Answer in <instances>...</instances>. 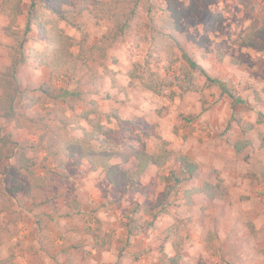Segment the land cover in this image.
I'll return each mask as SVG.
<instances>
[{"label":"rangeland","instance_id":"obj_1","mask_svg":"<svg viewBox=\"0 0 264 264\" xmlns=\"http://www.w3.org/2000/svg\"><path fill=\"white\" fill-rule=\"evenodd\" d=\"M99 1L110 19L84 12L79 28L59 24L78 43L71 49L75 56L85 39L83 54L89 58L88 66L80 62L69 76L40 66L35 52L49 44L36 27L27 35L26 62L18 69L22 94L10 114L0 112V264H168L178 252V264H264V123H257L254 111L264 113V37L252 36L254 47L244 43L247 30L262 25L264 0ZM11 5L0 0V71L11 65L8 48L24 35L32 0H20L14 24L4 10ZM170 7L181 12L182 48H174L172 64L165 51L152 54L150 37L151 28L166 23ZM118 13V25L126 17L130 29L115 41L102 40L114 24L111 15ZM145 61L172 80L183 67L194 70L203 88L205 71L244 102L234 104L217 86L181 94L176 82L157 95L139 79L130 80V72ZM88 100L96 102L122 147L144 145L150 154L165 147L198 165L199 176L171 189L168 211L158 214L154 228L128 238V247L126 216L135 204L154 202L171 187L165 177L177 163L174 156L164 168L149 167L127 190H117L84 161L63 158L57 165L44 149L46 135L79 136L81 129L64 130L55 110L74 119L88 109ZM242 125L252 129L245 133ZM239 141L250 142L242 153L235 148ZM218 180L227 194L211 200L201 190ZM172 228L180 233L167 240ZM109 238L111 248H101Z\"/></svg>","mask_w":264,"mask_h":264},{"label":"trees","instance_id":"obj_2","mask_svg":"<svg viewBox=\"0 0 264 264\" xmlns=\"http://www.w3.org/2000/svg\"><path fill=\"white\" fill-rule=\"evenodd\" d=\"M5 2L12 3L8 8L4 6V10L7 12V16L11 18V24H14L22 12L20 0H5ZM100 5H103V2L99 0H84L80 4H76L74 0H32V5L27 16L26 28L23 32L24 35H20V37L14 35L16 36V46H10L8 48L11 65L4 71H0V88L2 89L0 112L3 115L10 114L9 111H12L16 98L22 94L19 87L18 69L23 62H26L24 45L28 41L27 35L33 31V28L36 27L49 44V47L45 51L35 52V60L38 61L40 66H46L53 70L51 71L52 73L57 72V74L63 77L69 76L71 72L77 69L80 62L84 66H88L86 61L89 58L83 54L85 39L83 40L84 43L81 44L79 55L75 56L71 52V49L77 46L78 43L71 37L66 36L64 30L59 27V24L60 22H65L67 26L79 28L78 16L84 12L90 13L98 20L100 18L108 19L110 17L109 10L106 6V8H103ZM166 13V23L164 22L158 25L160 27L159 29L156 27L151 28L150 37L153 47L152 54L165 51L172 64L175 62L174 48H182L177 37L180 28L181 12L175 7H170ZM118 17L119 13L111 15L114 24L108 33L102 37V40L115 41L117 34L130 29V20L125 17V20L121 21L118 25ZM252 36L256 38L264 37V20L262 25H254L247 30L244 37V43L247 46H255V43L252 41ZM101 42L102 45L99 43L98 49L103 52L105 48L103 41ZM152 54L149 56H153ZM149 64L146 61L143 67L141 63L138 64L135 70L130 72V80L134 81L135 79H139L147 90L157 95H161L165 88L176 86V83L182 92L181 94L201 92L205 87L211 88L217 86L221 88L223 93H226L233 99L234 104L244 102V100L241 101L237 97L234 89H226L225 86H220L218 81L205 71H201V74L206 79L205 87L203 88L199 84L194 70L183 67L180 75L177 77L174 76L175 80H172L169 77V79L162 77V74L159 72L152 71ZM41 90L46 95H52L50 87L42 86ZM55 111V116L59 124H62L61 126L64 130H67L69 125H75L74 128L77 126L81 129V133L79 136H75L74 134L68 135L69 132L65 135L58 133L57 136L55 135L53 137L46 135L49 139L45 138L48 143L44 145V149L48 155L53 157L57 165H62L60 161L63 158H74L77 164L82 161L88 163L93 171H101L105 179L117 190H127L131 186H134L149 167L164 168L175 156L174 152L165 147H162L158 153L154 154L147 152L144 145L140 149L132 145L122 147L120 143L113 139V130L103 123L102 117L98 112L97 104L93 100L88 102V109L75 115L74 119L65 117L66 113L63 109L59 110L60 112L58 110ZM254 111L257 114V123H264V113L257 110ZM115 117L117 120L120 119L117 115ZM81 121L86 122L88 127L84 128L80 124ZM119 124H122L120 120ZM251 129L252 125L243 126V132L245 133H248ZM2 141L5 145L8 144V139ZM261 141L264 146V135ZM249 144V141L237 142L235 145L236 151L242 153ZM174 159L177 163V168L173 169L165 177L167 181L172 180L173 184L171 187L166 188V191L161 193L154 202L146 201L135 204L126 216V222L122 223V226L126 230V247L131 245L128 242V238L139 236L154 228L158 214L168 211L167 207L170 205L169 198L171 189H179L186 182H190L199 176L198 165L191 157L181 153L175 156ZM131 160L135 162L134 169H123L122 165L128 164ZM201 192H204L211 200H214L219 195L225 196L227 194L222 180H218L216 185L206 183ZM96 230L102 231L100 228ZM167 233L166 239L169 240L171 237H177L180 231L177 228H172L168 229ZM96 238L99 240L101 237L97 235ZM111 243V238L107 240L103 239L100 242V246L103 249H109L111 248ZM177 246L180 248L179 244ZM123 251H125V248L122 247L120 253ZM179 257L180 253L178 252L177 256L169 258L168 264H178L177 258Z\"/></svg>","mask_w":264,"mask_h":264}]
</instances>
